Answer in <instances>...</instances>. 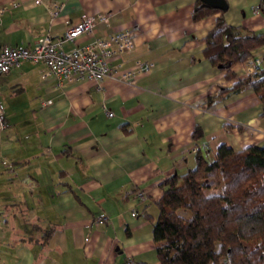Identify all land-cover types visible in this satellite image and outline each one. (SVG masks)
I'll return each instance as SVG.
<instances>
[{
  "label": "crops",
  "instance_id": "crops-1",
  "mask_svg": "<svg viewBox=\"0 0 264 264\" xmlns=\"http://www.w3.org/2000/svg\"><path fill=\"white\" fill-rule=\"evenodd\" d=\"M42 1L0 0L17 5L0 16V49L32 47L43 30L56 41L82 17L105 15L108 25L63 49L133 31V47L111 61L133 75L107 77L99 90L43 80V65L22 62L0 77L10 126L0 132V264H161L153 226L163 184L193 169L196 151L212 160L223 144L264 146L263 105L252 90L209 103L252 64L235 67L230 81L203 54L220 16L264 34V0H225L226 12L198 22L201 0ZM53 2L63 8L51 21ZM253 56L264 68V47ZM137 62L151 69L138 72ZM101 214L107 226L95 223Z\"/></svg>",
  "mask_w": 264,
  "mask_h": 264
},
{
  "label": "trees",
  "instance_id": "trees-1",
  "mask_svg": "<svg viewBox=\"0 0 264 264\" xmlns=\"http://www.w3.org/2000/svg\"><path fill=\"white\" fill-rule=\"evenodd\" d=\"M220 11L196 6L193 20ZM226 12L221 11V13ZM204 57L212 66L236 79L234 68L256 60L264 47V34H245L223 16L206 37ZM252 90L263 105L264 68L223 88L209 103ZM196 164L185 174L163 184L164 194L153 226V239L161 264H264V146L236 151L221 145L214 159L196 151Z\"/></svg>",
  "mask_w": 264,
  "mask_h": 264
},
{
  "label": "built area",
  "instance_id": "built-area-1",
  "mask_svg": "<svg viewBox=\"0 0 264 264\" xmlns=\"http://www.w3.org/2000/svg\"><path fill=\"white\" fill-rule=\"evenodd\" d=\"M42 0H35V4H42ZM17 7L16 4L0 5V16L9 10ZM63 4L53 2L47 5V9L54 20L62 10ZM101 22L109 24V19L105 15L84 16L74 26L69 28L63 36L54 41L50 30H43L42 36L32 47H9L0 49V77L8 74L12 68L19 66L22 62H30L33 64L43 65L41 78L43 80L49 77H55L59 81H67L70 83L76 81H89L96 84L100 90L103 81L107 77H119V71L112 66L111 61L126 51L130 50L134 45L133 31L119 32L108 38L97 39L93 43L67 52L63 49V44L74 42L77 38L85 34H93L97 24ZM251 73L255 72V68L260 65V60L254 62L249 61ZM151 69L149 64L137 62L138 72H148ZM133 73L120 75V79L128 81ZM109 117L114 114L107 111ZM9 123L6 117L5 108L0 100V132L9 129ZM137 197L142 198L143 193L137 192ZM133 216H136L134 213ZM110 217L107 214H101L95 219L96 224L107 226ZM126 264H137L133 260H128Z\"/></svg>",
  "mask_w": 264,
  "mask_h": 264
},
{
  "label": "water",
  "instance_id": "water-1",
  "mask_svg": "<svg viewBox=\"0 0 264 264\" xmlns=\"http://www.w3.org/2000/svg\"><path fill=\"white\" fill-rule=\"evenodd\" d=\"M204 4L211 6L217 10L225 11L228 8L225 0H201Z\"/></svg>",
  "mask_w": 264,
  "mask_h": 264
},
{
  "label": "rangeland",
  "instance_id": "rangeland-1",
  "mask_svg": "<svg viewBox=\"0 0 264 264\" xmlns=\"http://www.w3.org/2000/svg\"><path fill=\"white\" fill-rule=\"evenodd\" d=\"M1 216H2V217H5L6 215H4V213H3L2 215L0 214V217H1Z\"/></svg>",
  "mask_w": 264,
  "mask_h": 264
}]
</instances>
